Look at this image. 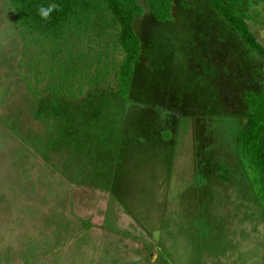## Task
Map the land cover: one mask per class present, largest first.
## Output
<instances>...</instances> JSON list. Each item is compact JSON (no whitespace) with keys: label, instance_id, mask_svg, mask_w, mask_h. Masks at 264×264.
I'll return each mask as SVG.
<instances>
[{"label":"rangeland","instance_id":"obj_1","mask_svg":"<svg viewBox=\"0 0 264 264\" xmlns=\"http://www.w3.org/2000/svg\"><path fill=\"white\" fill-rule=\"evenodd\" d=\"M172 12L135 20L129 102L113 85L53 105L31 56L38 95L20 79L0 0V264H264V211L235 155L262 64L208 0ZM249 24L264 46V14Z\"/></svg>","mask_w":264,"mask_h":264},{"label":"trees","instance_id":"obj_2","mask_svg":"<svg viewBox=\"0 0 264 264\" xmlns=\"http://www.w3.org/2000/svg\"><path fill=\"white\" fill-rule=\"evenodd\" d=\"M8 1L22 41L19 77L29 92L38 95L26 68L29 57L34 58L29 69L48 77L45 87L53 105L65 99L79 100L88 91L113 85L116 97L124 104L129 102L135 68L142 55L135 20L150 14L156 21H170L174 6V0ZM208 1L239 36L246 51L262 64L258 87L243 95L245 120L237 129L235 155L255 201L264 211V46L249 24L264 14V0ZM52 2L60 10L44 20L38 8ZM219 178L230 182L228 166L219 167Z\"/></svg>","mask_w":264,"mask_h":264},{"label":"clouds","instance_id":"obj_3","mask_svg":"<svg viewBox=\"0 0 264 264\" xmlns=\"http://www.w3.org/2000/svg\"><path fill=\"white\" fill-rule=\"evenodd\" d=\"M59 5L55 2L52 3H42L38 8V13L41 18L44 20H48L51 18L54 12L59 11ZM156 257H153V264L155 262Z\"/></svg>","mask_w":264,"mask_h":264},{"label":"crops","instance_id":"obj_4","mask_svg":"<svg viewBox=\"0 0 264 264\" xmlns=\"http://www.w3.org/2000/svg\"><path fill=\"white\" fill-rule=\"evenodd\" d=\"M92 227H89L88 230H86V231H88V233L91 234V236H93L92 238L95 239V241H98L99 239H103L104 236H102L103 233H102L101 229L96 228V227L92 228Z\"/></svg>","mask_w":264,"mask_h":264}]
</instances>
